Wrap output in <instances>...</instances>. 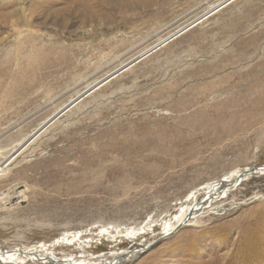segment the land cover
Listing matches in <instances>:
<instances>
[{
	"label": "rangeland",
	"instance_id": "rangeland-1",
	"mask_svg": "<svg viewBox=\"0 0 264 264\" xmlns=\"http://www.w3.org/2000/svg\"><path fill=\"white\" fill-rule=\"evenodd\" d=\"M262 166L264 0H0V251L264 264L256 170L161 237Z\"/></svg>",
	"mask_w": 264,
	"mask_h": 264
},
{
	"label": "bare ground",
	"instance_id": "bare-ground-1",
	"mask_svg": "<svg viewBox=\"0 0 264 264\" xmlns=\"http://www.w3.org/2000/svg\"><path fill=\"white\" fill-rule=\"evenodd\" d=\"M251 169L252 168H243V169H240V170L233 171V172L229 173L228 175H225L224 177L220 178L219 180L207 184L203 188V191H205L204 197H203L204 199L202 201L198 202V201L195 200V198L191 197V199H189V200L192 201V204L189 205V206L181 207L180 209H178V211L172 217L170 222L164 225V227H163V229L161 231V235H162L161 237L162 238L163 237H169L170 235L174 234L179 227H182L184 225H189V223L194 221V220H196L198 216L200 217L201 210H203L202 204H204V202L205 203L206 202L212 203L213 200L217 199V196H218L217 191H220L223 188H231V189H233V187H236L243 180H245L248 177H250L251 175H253V173H251ZM254 170H256V172L258 174H263L264 173V171H263L264 170V166H262V167H254ZM147 246H149V245H147ZM141 251H142V248H141L140 251H137V252H141ZM20 255H21L20 252H16L14 250L11 251V252H9V251L8 252L0 251V263L22 264L23 261H22V258H21ZM124 255H126V254H124ZM124 255L121 253V255H118L117 257H114L112 259V261L110 262V264L119 263V261L122 260ZM56 262L57 263L60 262V264H99V263H94V262H90V261L89 262H84V260H76V259L70 260L69 258H65V260H63V261L57 260Z\"/></svg>",
	"mask_w": 264,
	"mask_h": 264
},
{
	"label": "water",
	"instance_id": "water-1",
	"mask_svg": "<svg viewBox=\"0 0 264 264\" xmlns=\"http://www.w3.org/2000/svg\"><path fill=\"white\" fill-rule=\"evenodd\" d=\"M264 171V170H263ZM253 172H255V170H254V167H252V169H251V173H253ZM181 227H179L178 229H177V231L180 229Z\"/></svg>",
	"mask_w": 264,
	"mask_h": 264
}]
</instances>
